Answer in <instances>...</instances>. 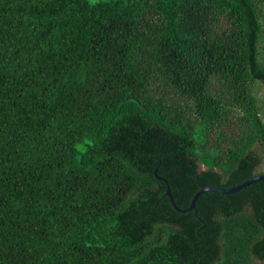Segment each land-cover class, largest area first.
I'll return each instance as SVG.
<instances>
[{"label":"trees","instance_id":"trees-1","mask_svg":"<svg viewBox=\"0 0 264 264\" xmlns=\"http://www.w3.org/2000/svg\"><path fill=\"white\" fill-rule=\"evenodd\" d=\"M264 0H0V264H264Z\"/></svg>","mask_w":264,"mask_h":264},{"label":"water","instance_id":"water-1","mask_svg":"<svg viewBox=\"0 0 264 264\" xmlns=\"http://www.w3.org/2000/svg\"><path fill=\"white\" fill-rule=\"evenodd\" d=\"M156 178H157L158 180H160V181H164V182L166 183V187H167V189H166V196L168 197L171 206H172L175 210L180 211V212H186V211H188V210L193 209V208L195 207V203H196V200H197L198 196H199L200 194H202V193H205V192H216V193H221V194H232V193H235V192H237V191L243 189V188L246 187V186H249V185L252 184V183L259 182V181H264V176H258V177L252 178V179H250V180H248V181H246V182L240 184L239 186L233 187V188H231V189H219V188H215V187H206V188H203V189H201L200 191H198V192L194 195V197H193V199H192V201H191V204H190L189 209L186 210V211H181V210H179V209L176 207V205H175V203H174V200H173V197H172V195H171L170 188H169L167 182H166L163 178H161V177L156 176Z\"/></svg>","mask_w":264,"mask_h":264}]
</instances>
